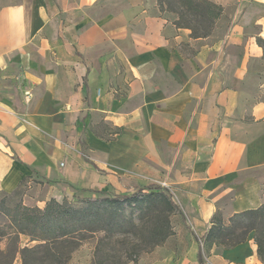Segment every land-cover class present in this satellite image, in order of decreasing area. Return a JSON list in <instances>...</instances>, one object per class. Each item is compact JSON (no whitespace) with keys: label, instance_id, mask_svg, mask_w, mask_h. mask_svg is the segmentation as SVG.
Wrapping results in <instances>:
<instances>
[{"label":"crops","instance_id":"1","mask_svg":"<svg viewBox=\"0 0 264 264\" xmlns=\"http://www.w3.org/2000/svg\"><path fill=\"white\" fill-rule=\"evenodd\" d=\"M209 1L223 15L201 38L158 0L3 5L0 192L26 181L24 204L44 208L54 182L86 197L166 189L190 248L151 264H200L217 212L264 206V0ZM206 260L262 264L253 233Z\"/></svg>","mask_w":264,"mask_h":264},{"label":"trees","instance_id":"2","mask_svg":"<svg viewBox=\"0 0 264 264\" xmlns=\"http://www.w3.org/2000/svg\"><path fill=\"white\" fill-rule=\"evenodd\" d=\"M158 4L177 16L178 27L190 28L193 38L209 35L223 15V8L209 0H158ZM259 43L264 48V41ZM26 191L23 181L12 193L0 192V264H14L18 256L22 264H68L80 241L95 235H102L96 259L112 245L119 259L135 263L175 235L173 217L182 212L172 195L159 186L124 195L51 199L44 208L25 205ZM252 233L264 264V206L237 213L228 221L217 212L201 244L231 249ZM22 237L28 239L25 245ZM198 260L206 264L202 246Z\"/></svg>","mask_w":264,"mask_h":264},{"label":"rangeland","instance_id":"3","mask_svg":"<svg viewBox=\"0 0 264 264\" xmlns=\"http://www.w3.org/2000/svg\"><path fill=\"white\" fill-rule=\"evenodd\" d=\"M20 1H26L28 4L32 2V0H0V8L3 5L10 4V3H17ZM51 1V0H49ZM81 13L75 12V14H71L70 19L68 21L69 28L75 33L74 30V23L78 20ZM63 15L58 14L55 16V27L63 25ZM71 150H73L71 148ZM55 184H52V188H50L49 198L56 199L59 202H62L65 198L72 199L74 197L80 196V197H86L79 195L78 193H72L73 191H68L65 188L58 187L56 184L57 182H54ZM42 192H40L38 197L40 199L46 198V192L47 189L41 188ZM116 195V194H114ZM186 222V219L182 212H177L173 217V225L175 229V235L172 236L168 242L161 247L162 251L171 252V251H178V253H184L189 250L190 248V235L191 230L190 228L184 227V224ZM102 238V235H95L90 236L88 239L80 241L78 246H76L72 253L71 258L69 260L68 264H99V262H103L104 264H151L155 261V259L160 258V254L156 253L158 252V248H155L154 250L150 252L143 253L140 258L134 263L132 261L127 260L126 258L119 259L117 257V252L112 250V245L108 246L104 249L103 256L99 257L100 259L95 258V250L97 247V244L100 242ZM23 245H25L28 242V239L26 237H22ZM107 244L108 241H105ZM35 243L29 244V246H33ZM119 247V246H118ZM117 248V246H116ZM202 248L204 251V257H205V263L207 262V257L212 256V252H221L223 250L222 247H207L204 243H202ZM107 255V256H106ZM14 264H22L20 257L18 256L14 262Z\"/></svg>","mask_w":264,"mask_h":264},{"label":"built area","instance_id":"4","mask_svg":"<svg viewBox=\"0 0 264 264\" xmlns=\"http://www.w3.org/2000/svg\"><path fill=\"white\" fill-rule=\"evenodd\" d=\"M27 97L29 98L30 97V94L28 93L27 94ZM164 188H167V185L165 183L162 184Z\"/></svg>","mask_w":264,"mask_h":264}]
</instances>
